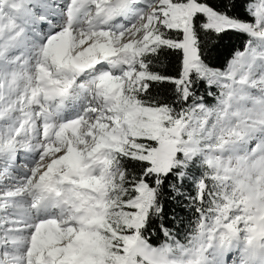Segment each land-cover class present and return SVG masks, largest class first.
<instances>
[{"label":"snow or ice","instance_id":"snow-or-ice-1","mask_svg":"<svg viewBox=\"0 0 264 264\" xmlns=\"http://www.w3.org/2000/svg\"><path fill=\"white\" fill-rule=\"evenodd\" d=\"M0 264H264V0H0Z\"/></svg>","mask_w":264,"mask_h":264}]
</instances>
